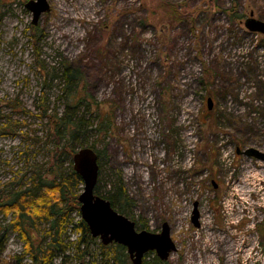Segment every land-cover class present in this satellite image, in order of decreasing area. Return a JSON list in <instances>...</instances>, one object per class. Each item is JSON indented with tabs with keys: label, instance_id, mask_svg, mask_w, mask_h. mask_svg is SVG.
<instances>
[{
	"label": "rangeland",
	"instance_id": "1",
	"mask_svg": "<svg viewBox=\"0 0 264 264\" xmlns=\"http://www.w3.org/2000/svg\"><path fill=\"white\" fill-rule=\"evenodd\" d=\"M29 1L0 0V202L70 172L53 127L69 113L83 118L70 148L99 152L102 192L121 187L138 231L169 224L177 251L162 264H264V162L237 154L264 153V35L245 27L264 0H48L37 26ZM79 211L59 237L53 221L28 228L32 251L0 213V264H132L91 235L80 260Z\"/></svg>",
	"mask_w": 264,
	"mask_h": 264
},
{
	"label": "trees",
	"instance_id": "2",
	"mask_svg": "<svg viewBox=\"0 0 264 264\" xmlns=\"http://www.w3.org/2000/svg\"><path fill=\"white\" fill-rule=\"evenodd\" d=\"M174 15V19L179 16L177 13H174ZM64 66L65 83L71 90L73 86L77 85L79 74L74 71L67 62ZM73 102L74 97L72 98L71 104L68 106V110L76 108L78 103L76 104ZM82 126L83 118L76 117L75 115L71 116L69 113H66L64 117L56 116V118L53 119V127L57 139L59 140L58 146L61 147L60 155H66L70 161H72L74 154L77 152L76 149L70 148V144L79 139ZM62 140L65 141L63 146H61L60 142ZM84 147V145H81L80 149ZM89 148L95 150L94 146H89ZM96 152L99 158V152ZM54 173L55 177L52 180L47 178L42 179L41 177L31 179L30 184L27 185L28 187L26 189H20L15 192L12 191L9 193L8 199L0 202V213H3L5 216L13 215L15 217L13 222H11V225L13 228H16L20 232L22 238L26 240L29 250L32 249L33 244L28 228H37V223L42 220L53 221V229L59 237L71 222L68 217L72 210L74 208L79 210L81 206L78 201L84 185L81 176L75 172L74 168H71L68 174L63 171H56ZM114 186L115 190L109 191L105 194L97 184L95 193L109 200L112 207L117 212L126 216L124 207L128 204V199L123 193L121 187L117 188V184ZM77 228H80L82 232V237L77 246L80 253H78V257L82 260L87 251L81 250V247L84 246V249L87 250L93 239L89 238L91 235L89 227L82 219L79 220ZM136 228H138L137 224ZM144 228V226H141L140 230H143ZM5 230L6 229L0 227V254L5 250V245L7 243V234ZM52 241L53 242L49 244V246L53 244L56 246V244L58 245L59 239L53 237ZM111 245L103 246V248L113 250ZM119 246L121 248V245ZM63 249H65V247H63ZM33 258L35 261L38 260V256L36 255ZM146 258L147 255L144 258L143 264H146ZM113 259H116L115 254ZM108 262L109 261H107V263ZM154 264H162V261L156 256Z\"/></svg>",
	"mask_w": 264,
	"mask_h": 264
},
{
	"label": "water",
	"instance_id": "3",
	"mask_svg": "<svg viewBox=\"0 0 264 264\" xmlns=\"http://www.w3.org/2000/svg\"><path fill=\"white\" fill-rule=\"evenodd\" d=\"M26 8L32 13V24L37 26L43 14L51 11L48 0H30ZM246 29L251 33L264 35V21L256 19L254 13L245 21ZM209 109L212 100H208ZM237 154L255 158L264 162V153L255 148H237ZM73 168L83 180V190L79 195L81 219L88 225L93 238H99L104 246L118 244L127 249L132 264H143L145 256L155 252L162 261H167L177 251L176 243L171 237L168 223H164L160 233L147 230L138 231L136 223L120 214L109 200L97 195L100 166L97 152L89 147L79 149L72 158ZM198 204L194 205L192 223L200 226ZM80 264H85L81 262Z\"/></svg>",
	"mask_w": 264,
	"mask_h": 264
},
{
	"label": "bare ground",
	"instance_id": "4",
	"mask_svg": "<svg viewBox=\"0 0 264 264\" xmlns=\"http://www.w3.org/2000/svg\"><path fill=\"white\" fill-rule=\"evenodd\" d=\"M235 249V247L234 246H232V245H226V244H223V248H222V252H224V251H233Z\"/></svg>",
	"mask_w": 264,
	"mask_h": 264
},
{
	"label": "flooded vegetation",
	"instance_id": "5",
	"mask_svg": "<svg viewBox=\"0 0 264 264\" xmlns=\"http://www.w3.org/2000/svg\"><path fill=\"white\" fill-rule=\"evenodd\" d=\"M252 159H255V158H252Z\"/></svg>",
	"mask_w": 264,
	"mask_h": 264
}]
</instances>
